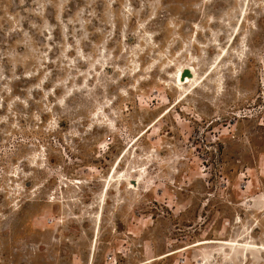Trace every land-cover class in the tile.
I'll return each mask as SVG.
<instances>
[{"label": "rangeland", "instance_id": "rangeland-1", "mask_svg": "<svg viewBox=\"0 0 264 264\" xmlns=\"http://www.w3.org/2000/svg\"><path fill=\"white\" fill-rule=\"evenodd\" d=\"M0 264H264V0H0Z\"/></svg>", "mask_w": 264, "mask_h": 264}, {"label": "bare ground", "instance_id": "bare-ground-1", "mask_svg": "<svg viewBox=\"0 0 264 264\" xmlns=\"http://www.w3.org/2000/svg\"><path fill=\"white\" fill-rule=\"evenodd\" d=\"M212 69V68H211ZM183 70H188L189 75H185L184 78L181 77ZM210 71V70H209ZM176 85L175 88L179 90L180 96H186L189 94V90L185 88V85L190 82L193 83V89L198 87L200 82H202L203 77L197 76V73L193 65L182 66L176 72Z\"/></svg>", "mask_w": 264, "mask_h": 264}, {"label": "water", "instance_id": "water-1", "mask_svg": "<svg viewBox=\"0 0 264 264\" xmlns=\"http://www.w3.org/2000/svg\"><path fill=\"white\" fill-rule=\"evenodd\" d=\"M185 75H189L188 70H183L181 77L184 78Z\"/></svg>", "mask_w": 264, "mask_h": 264}]
</instances>
